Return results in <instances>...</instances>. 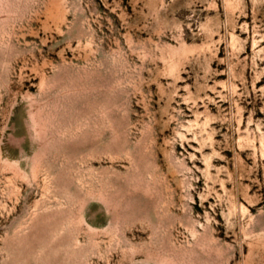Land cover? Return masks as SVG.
I'll use <instances>...</instances> for the list:
<instances>
[{
	"label": "rangeland",
	"instance_id": "obj_1",
	"mask_svg": "<svg viewBox=\"0 0 264 264\" xmlns=\"http://www.w3.org/2000/svg\"><path fill=\"white\" fill-rule=\"evenodd\" d=\"M0 264H264V0H0Z\"/></svg>",
	"mask_w": 264,
	"mask_h": 264
}]
</instances>
